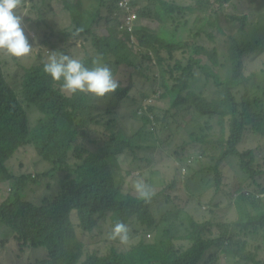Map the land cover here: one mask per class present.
I'll list each match as a JSON object with an SVG mask.
<instances>
[{"label": "trees", "instance_id": "16d2710c", "mask_svg": "<svg viewBox=\"0 0 264 264\" xmlns=\"http://www.w3.org/2000/svg\"><path fill=\"white\" fill-rule=\"evenodd\" d=\"M60 1L70 24L64 30L65 35L61 33L59 43L80 49L83 42L86 54L82 60L88 66L98 58L110 68L121 69L127 65L139 69V73L149 81L153 79L154 84L163 89L160 93L154 88V93L145 94V98L158 97L159 102L168 98L173 110L188 106L190 112L197 111L209 119L206 124L212 132V119L218 117L220 134H215V137L196 134L192 141L206 147L210 143L220 146V150L217 149L220 154L213 155L220 156L213 159L216 163L202 165L198 171L192 166L191 171L198 177L214 172L216 193L222 189L221 186L230 187L223 191L236 198L239 217L234 221L215 223L190 215L186 233L177 235L172 227L163 230L161 226L158 209L168 198L166 188L145 201L137 197L134 188L126 187V180L133 175L124 167L122 159L125 157L127 160L130 154H134L137 147L133 138L140 132L130 135L120 123L123 117L121 107L136 84L135 80L130 84L118 80L121 87L102 98L85 93L69 95L61 91L60 83L43 71L45 61L42 55L39 54L38 62L29 67L23 66L19 58L3 55L0 56V185L6 182L12 185L6 198L0 200V226L13 231L17 245L12 252L11 243L2 241L1 253L6 257L14 253L15 264H209L215 259L220 260L222 254L233 256L235 264H264V259H261V251L264 250V196L258 195L264 194V158L263 153H259V143L264 138V99L257 93L254 95V89L264 87V29L261 27L264 5L259 7L255 4L251 9L252 12L257 8L263 10L258 14L257 24L249 14L230 16V23L241 36L240 39L228 36L229 47L220 50L222 43L216 34L219 37L226 35L221 11L233 0L207 1L206 7L200 0L205 9L199 6L198 10H204L208 17H199L195 21V25L203 27L198 36L206 33L218 44L216 50L208 51L183 39L186 26L181 22L172 26L174 30L168 29L175 16L189 10L177 3L147 0L155 13L146 14L138 7L139 0L132 1L139 19L131 33L122 26L128 24L125 15L112 20L119 9L117 0L113 3L110 0ZM24 3L25 0H21L20 7ZM32 3L39 16L34 23L37 31L53 33L52 25H58V16H51L49 10L46 13L43 5H37L35 0ZM195 11L192 10L193 13ZM100 23L105 26L100 28ZM155 25L160 29L157 30ZM207 25L213 33L204 31ZM121 27L123 31L119 30ZM48 43L45 39L42 46H48ZM88 43L92 45L91 49L87 47ZM198 54H205L217 68L204 64L203 59H196ZM150 56L154 58L151 64L157 66V75L147 76L145 69L137 67V60ZM248 66L253 67L247 69ZM196 68L215 83L214 87L220 92L218 98L210 101L203 95L186 93L192 88L191 81L197 77ZM13 73L17 79L24 76L22 85L17 86L16 80H12ZM31 104L43 114L34 126L29 123L25 109H32ZM155 108L148 105L145 115H140L138 107L132 114L148 125L159 123L158 115H152ZM102 127L104 131L99 132ZM94 130L101 136H91ZM250 137H254L256 152L254 148H246L245 141ZM26 147L35 151L39 163L46 165L47 171L27 174L12 168V160ZM72 159H75L74 163ZM127 161L129 164L132 162ZM33 163L38 165L37 160ZM224 165L241 171L243 175L236 176L245 182L227 180L222 170ZM180 171L173 186L183 178L181 168ZM43 177H57L59 191L40 203L25 199L28 197L26 190L39 185ZM146 183L152 189L155 184H162L160 180L149 178ZM231 187L236 188V197ZM73 212L78 216L76 222L72 219ZM117 222H124L130 229L127 245L118 239L105 237L94 245L82 237H91L106 224L111 232ZM153 231L155 238H150L153 235L149 237V233ZM258 237L261 238L260 245H256ZM43 248L45 257L33 259L30 252ZM102 248L103 253L100 252ZM211 248L218 250L208 255ZM5 256L0 257L5 260Z\"/></svg>", "mask_w": 264, "mask_h": 264}, {"label": "rangeland", "instance_id": "374dc122", "mask_svg": "<svg viewBox=\"0 0 264 264\" xmlns=\"http://www.w3.org/2000/svg\"><path fill=\"white\" fill-rule=\"evenodd\" d=\"M37 5H43L42 8L44 11L49 10V14L51 16L57 15L56 22H58L57 26H53L54 32H45L37 31L35 24L38 19V11L34 8V3L32 0H25L24 5L19 8L20 14L23 15V26L26 31V35L29 38V42L32 44V50L30 54L19 58L21 60V64L25 67H29L34 63L38 62V55H42L43 61H46L48 56H50L53 52L64 53L72 55L76 58H84L86 51H84V43L80 45V49L74 48L71 51H68V48L63 44L59 43L61 40V34L64 33L65 28L70 24L69 17L67 13L63 10V6L60 0H49L45 4V0H35ZM113 3V0H110ZM172 3H177V5L185 7V9H189L186 13L181 12L175 19L171 20L168 26V29L174 30L172 27L175 23L181 22L182 26H186L188 31L183 34V39L186 42H190L191 44H197L198 47H205L208 51H214L218 47L216 41H213L207 37L206 33H202L199 35L203 27H199L195 25V21L200 17H208V15L204 14L203 11H199V6L202 9L203 4L200 0H168ZM205 2V7L207 6V1H212L215 3L217 0H203ZM138 7L140 10L145 12L146 14L154 12L153 8L150 7V3L147 0H139ZM207 2V3H206ZM258 4L259 7L264 5V0H233L231 4H226L223 10L221 11V23L226 35L219 37L216 34L218 40L221 41L222 46L220 50H226L229 47L228 36L234 35L237 39H240L241 34L233 28L230 23V16L236 14H249L253 19H255V24L259 22L258 14L262 11L257 9L251 11L254 5ZM52 6V8H51ZM51 8V9H50ZM221 9V6H219ZM139 10V11H140ZM192 10H196L195 13ZM155 13V12H154ZM114 25V23H113ZM149 25V24H148ZM101 26V27H100ZM100 28L104 27L102 23H100ZM156 29H160L158 25H155ZM261 27L264 29V22L261 24ZM37 33H36V32ZM42 31H45L42 29ZM204 31H209L208 33H213V30L209 28V25L204 28ZM202 31V32H204ZM181 32V33H183ZM65 35V33H64ZM45 39H47L50 43L48 46H42L45 43ZM53 40V41H52ZM89 49L92 48L90 43L86 44ZM52 46V47H50ZM92 54V52H90ZM192 54V51L189 53ZM256 54H261L257 52ZM5 55L6 57H10L3 51H0V56ZM188 58V57H187ZM196 59H203L204 64H211L214 69L217 68L211 60H207L205 54H198L195 56ZM154 58L150 56V58H141L140 61L137 60V67L145 69L144 72L148 76L152 73H158V69L156 64H151V61ZM244 65H247L244 62ZM253 66H248L247 69L252 68ZM114 77L117 80H122L126 82V84H130L131 82L136 81V84L131 89L128 99H126L123 103L122 113L123 117L120 119V123L124 125L125 129H128L129 134H140L135 135L133 138V143L136 144L137 149L134 151V154H130L127 160H131V164L129 161L123 157V165L127 170L132 171L133 178L130 177L126 180V187L133 188V184L137 179H143L146 183V180L155 179L160 180L162 182L161 185H154L152 189L154 193H158L161 190L166 188V192L168 194V198H166V202L161 204V209H158V213L161 220V226L163 230L172 227L177 235H183L186 233L189 222L187 220L190 215L194 217H198L200 220H210L212 222L218 223L225 220L234 221L238 219L239 214L237 212L236 207V198H232L228 196L225 191L230 187L221 186L222 189L218 190V193L215 192L213 184L215 181L214 172L206 173L203 177L193 176L194 172L192 171L190 177L193 178L189 181L186 177V182L183 183L182 178L179 179L176 186H173V181L176 178H179L180 168L183 170V166H185L189 161V155L191 154H199L204 157L198 160V165L195 170L198 171L202 165L210 166L211 164L216 163L214 158H219L218 156H213L214 154H220L217 150H220V146L214 145L210 143L208 147L203 146L202 143H198L197 141H192V136H196V134L203 136H214L215 134H220L221 127L218 123V117H214L212 119V128L213 132L210 130V127L206 124L209 120L207 117H204L199 114V112L194 111L192 114L188 110V106H184L179 110H173L171 102L168 98H165L163 101H157L158 97L152 99L156 102L153 106L155 108V112L152 114L158 115L159 123H151L146 124L143 121L137 120L133 117L132 112L137 111V108L140 107L139 112H144L146 108V103H151L149 98H145V94L154 93V88L160 91L161 87L159 85H155L153 79L149 81L143 74L139 73V69L131 68L127 65L122 66L121 69L116 67H111ZM157 69V70H156ZM195 73L197 74L196 79L191 81L193 91L198 94H202L204 97L208 98L212 101L214 98H218L220 92L214 87L215 83L209 81L208 78L198 70L195 69ZM157 75V74H156ZM22 76L20 79L14 78L13 73V81L16 80L18 83L17 86L22 85L23 81ZM163 90V89H162ZM188 91V90H187ZM254 95H260L264 99V87L260 90L254 89ZM257 93V94H256ZM264 105V104H262ZM32 109H27L29 114V123L34 126L39 118L43 117L36 107V105L31 104ZM28 106V107H30ZM143 107V109H142ZM191 114V115H190ZM104 131L103 127L100 128L99 132ZM94 131L91 132V136L97 137L101 136L100 133ZM253 138L250 137L247 142L245 141L246 148H257L254 146ZM261 144V149L259 150L260 155L264 158V138L259 143ZM243 147V145H241ZM256 152V150H255ZM206 153H212L210 155H206ZM37 160L38 165L36 166L33 162ZM121 161V160H120ZM72 163L75 162V159L71 160ZM12 168L18 173H31L37 174L39 172H44L46 170V165L39 163V158L36 157L35 151L26 147L21 149L20 155H17L15 159L12 160ZM122 164V161H121ZM22 165V167H21ZM180 167V168H179ZM50 168V167H49ZM222 170L226 175V179H233L234 181L238 180L239 183L245 182L240 177L236 176L243 175L242 172L234 171L229 168L228 165L222 166ZM47 171V170H46ZM189 178V177H188ZM55 178L43 177L40 180L39 185L31 186L26 190L27 200L35 201L36 203H40L44 198L55 195L59 189L56 186ZM147 184V183H146ZM10 183H2L0 185V200L6 198L8 191L11 190ZM148 185V184H147ZM233 191V196L236 197L238 192H236V188L231 187ZM259 196H264L263 193H258ZM198 198H202L200 201ZM213 212H217L214 214ZM75 216V218H74ZM72 219L74 222L75 219L78 220V216L76 213L73 214ZM214 220V221H213ZM108 228V229H107ZM110 226L107 224L100 229L98 232H94L91 237L82 236L87 239V241L94 242V245L98 241H102L103 237L110 239ZM241 229H234V231H240ZM215 231H219V228H215ZM106 232V233H105ZM105 233L104 236L102 234ZM150 235H153L150 237ZM150 238H155V232L149 233ZM112 240V239H110ZM158 240V238L156 239ZM8 241L10 247H12V252L15 250L17 243H15L14 233L12 230H7L0 226V242ZM261 238L258 237V242L256 245H260ZM217 248H211L208 250V255L215 252ZM218 250V249H217ZM2 250L0 248V256L4 254L1 253ZM12 252L8 254L6 257V261L0 257V264H15L16 255ZM103 253V248L101 251ZM32 258L35 260H39L45 257V248L39 250H32L31 252ZM227 258V259H226ZM261 259H264V250L261 251ZM209 264H235V258L233 256H226L224 254L221 255L220 260H213L209 262Z\"/></svg>", "mask_w": 264, "mask_h": 264}, {"label": "clouds", "instance_id": "9594fccd", "mask_svg": "<svg viewBox=\"0 0 264 264\" xmlns=\"http://www.w3.org/2000/svg\"><path fill=\"white\" fill-rule=\"evenodd\" d=\"M129 1L132 3L134 0ZM120 2L121 0L116 1L119 9L114 14L112 20L116 21V19L125 15L126 22H128V13ZM20 4L21 0H0V51L15 58H22L30 54L32 50V44L29 42V38L23 26V15L18 11ZM135 12L138 15L136 20H138L139 13L137 11ZM136 20L133 22L134 26ZM119 30L123 31L122 29ZM67 48L68 51H71L75 47L68 46ZM43 71L50 75L53 81L60 83L61 91L69 95L85 93L102 98L107 94L115 93L121 87L120 82L114 77L110 66L101 63L98 58L92 61L91 66H88L80 58H76L69 54H57L53 52L44 62ZM189 92H194L198 96L202 95L201 93L198 94L193 91L192 88H189L188 91L186 90V93L189 94ZM152 99H150L151 103H146V106L156 103L152 101ZM190 105L195 108L193 103ZM145 113L146 110L140 112V115H145ZM190 113L192 114L193 112ZM203 157V155L199 154L189 155L188 163L183 166V183L186 182L185 177L187 179L190 177L192 173L191 167H196L198 163H200L197 161ZM262 163H264V159ZM215 185L216 184H213V187L216 191ZM133 188L137 197L141 200H150L155 194L152 188L147 185L143 179H137L133 184ZM74 213L76 212H73L72 216ZM129 231L130 229L127 224L124 222H117L112 227L109 238L112 240L118 239L121 244L127 245L130 240Z\"/></svg>", "mask_w": 264, "mask_h": 264}, {"label": "built area", "instance_id": "2783aa9c", "mask_svg": "<svg viewBox=\"0 0 264 264\" xmlns=\"http://www.w3.org/2000/svg\"><path fill=\"white\" fill-rule=\"evenodd\" d=\"M120 3L122 5V7L126 9V12L128 13L127 20H129L128 24L123 25V28H125V30H128L129 32L133 33L135 30V26H134L133 22L137 19L138 15L135 12L134 7L132 6V3H130L129 0H121ZM123 28L121 27V29H123Z\"/></svg>", "mask_w": 264, "mask_h": 264}]
</instances>
